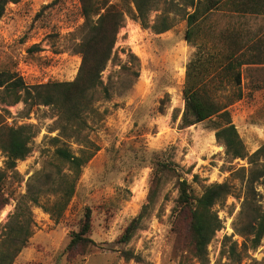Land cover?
Listing matches in <instances>:
<instances>
[{
  "label": "rangeland",
  "instance_id": "1",
  "mask_svg": "<svg viewBox=\"0 0 264 264\" xmlns=\"http://www.w3.org/2000/svg\"><path fill=\"white\" fill-rule=\"evenodd\" d=\"M236 1L222 0L205 14L192 42L186 31L187 13L193 8L184 0H159L158 9L149 13L150 25L161 15L170 17L172 27L161 33L126 17L112 59L101 73L104 88L91 92L99 114L87 118L84 134L98 149L83 167L59 217L32 200L38 197L42 205L51 206L59 177L70 172L55 155L62 144L53 140L60 131L57 111L51 105L24 101L7 105L0 93V121L30 125L35 133L31 152L17 161L16 175L8 171L3 186L8 203L0 211V233L17 211L33 222V233L13 264H201L193 247L191 210L178 204L184 179L194 197L213 183L232 187L212 207L221 226L207 246L206 264H264V233L256 247L254 235L246 234L248 224L258 227L262 220L264 176L247 196L252 167L248 158L226 153L212 120L182 126L188 67L193 72L206 67L211 98L236 99L234 79L211 74L222 68L218 51L241 47L246 57L262 63L242 65V97L229 110L249 154L264 143V7L245 13ZM83 22L80 0L10 3L0 19V71L15 72L28 85L74 80L82 61L78 43L85 35ZM66 141L77 154L83 146L73 138ZM6 161L0 148V170L6 169ZM145 205L130 241L120 242ZM88 209L92 226L86 237L94 242L69 247ZM124 250L139 254L142 261L126 260Z\"/></svg>",
  "mask_w": 264,
  "mask_h": 264
},
{
  "label": "trees",
  "instance_id": "2",
  "mask_svg": "<svg viewBox=\"0 0 264 264\" xmlns=\"http://www.w3.org/2000/svg\"><path fill=\"white\" fill-rule=\"evenodd\" d=\"M20 0H0V19L6 12L10 3H18ZM187 7L193 11L187 13L186 39L192 42L199 20L209 12L217 9L222 0H184ZM84 22L82 28L85 35L78 43V52L82 61L76 78L72 81H54L35 85H28L23 77L15 72L0 71L1 101L7 105H14L20 101L30 105L43 104L55 107L57 111V124L59 135L53 137L58 144L55 149L56 157L64 164H68L69 173H63L59 177L58 187L55 192L57 199L51 206L42 205L38 197L33 202L41 205L52 215L60 216L72 197L76 182L83 167L93 157L97 146L90 143L84 134L88 126L87 118L92 114H99L94 107L91 92L98 88H104L102 71L112 59L113 49L117 42L120 29L125 26L126 17L130 16L139 21L143 27H151L155 32L161 33L169 30L173 23L168 15H161L157 21L150 25L149 13L158 9L159 0H120V3L111 0H80ZM252 45H255L252 43ZM222 68L212 71L211 77L224 73L235 81L237 89L236 99L242 97L241 67L246 63H262L251 59L243 48L220 52ZM210 55H217L211 53ZM138 60V57L131 53ZM187 69V79L183 89L185 107L182 115V126H190L205 120H212V127L216 137L226 147V153L232 158H248L252 167L246 181L247 196L250 189L261 177L264 176V143L252 154H249L242 140L237 126L232 120L229 105L236 99L219 101L211 98L208 91V83L204 79L206 67L199 69ZM232 85V86H233ZM34 130L30 125H9L0 121V148L7 156L6 169L0 170V211L8 203L4 193V184L8 171L17 174L18 160L25 159L31 152V140ZM63 137V140H61ZM73 138L83 146L79 153L72 151L67 139ZM92 146V147H91ZM164 169V168H163ZM65 181V185H61ZM54 191V189H52ZM232 191L227 183H213L207 185L199 197H194L189 191L187 179L179 183L178 204L189 207L191 210L190 230L193 237V247L201 264L207 261V246L213 238L221 221L217 214L212 212V207L223 201ZM145 205L142 212L136 216L125 228L120 237V242L127 243L138 228V225L146 211ZM91 213L88 209L81 230L74 235L69 247L78 243L94 242L86 235L91 230ZM33 233L32 218L27 214L17 211L10 215L9 221L0 233V264H13L14 259L26 246ZM264 233V213L258 227L248 224L246 234H253L252 247L259 245ZM231 252L235 251V245ZM126 260L142 261L139 254L131 250L122 252ZM182 264V262L180 263Z\"/></svg>",
  "mask_w": 264,
  "mask_h": 264
},
{
  "label": "crops",
  "instance_id": "3",
  "mask_svg": "<svg viewBox=\"0 0 264 264\" xmlns=\"http://www.w3.org/2000/svg\"><path fill=\"white\" fill-rule=\"evenodd\" d=\"M236 3L239 4L240 6L244 7L245 13L256 12L257 11L256 8L258 6L264 7V0H237Z\"/></svg>",
  "mask_w": 264,
  "mask_h": 264
}]
</instances>
